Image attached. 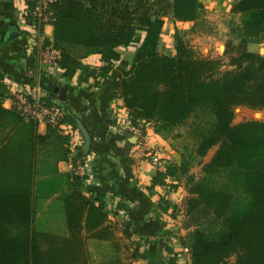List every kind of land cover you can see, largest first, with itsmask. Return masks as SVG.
<instances>
[{"label": "trees", "instance_id": "1", "mask_svg": "<svg viewBox=\"0 0 264 264\" xmlns=\"http://www.w3.org/2000/svg\"><path fill=\"white\" fill-rule=\"evenodd\" d=\"M234 4V11L244 17L242 41H229L225 50L235 66L231 70H221L217 60L194 56L182 41L174 56L159 52L166 18L196 20L204 9L203 0H64L55 5L53 44L62 51L60 63L68 77L80 63L64 45L79 44L100 53L106 66L99 74L106 76L121 59L119 48L134 44L143 33L130 69L119 81L120 95L135 122L157 120L174 126L199 109L215 116L214 128L198 150L205 155L220 143L210 167L226 169L229 182L216 187L191 177L186 212L195 222L214 218L222 227L214 235L202 229L191 233L190 264H264V121L233 123L236 106L264 108V55L247 46L248 38L256 37L264 27V0ZM67 117L71 120L72 116ZM36 126L37 121L0 103V264H89L82 243L73 236L41 232L35 226L40 195ZM48 126L57 132V127ZM64 141L68 143L66 137ZM185 173V162H174L166 175L157 173L155 182L167 185V177ZM68 178L73 190L74 183L79 186L84 177L71 172ZM77 199L90 204L88 212L98 226L105 217L104 207L72 191L64 196L69 228H78L73 223L77 211H82L74 204ZM124 230L125 237H130L129 230ZM106 232L115 255L100 264H127L118 255L123 245L113 226L105 228ZM129 245L125 241L127 252ZM139 250L137 246L129 258H137Z\"/></svg>", "mask_w": 264, "mask_h": 264}, {"label": "crops", "instance_id": "2", "mask_svg": "<svg viewBox=\"0 0 264 264\" xmlns=\"http://www.w3.org/2000/svg\"><path fill=\"white\" fill-rule=\"evenodd\" d=\"M206 1L218 10L235 2ZM21 8L20 0H0V79L3 81L0 103L10 108V90L15 87L32 95L38 94L47 103L64 106L67 115L72 116L71 120L68 117L65 120L64 130L57 129V132H52L46 123L37 122L36 180L40 183L35 214L37 230L73 236L82 243L81 250L89 258V264L107 262L115 255L113 240L108 232L104 233L111 225L115 237L123 245L118 253L123 262L127 261L124 247L127 241L124 229L127 228L131 233L130 243H133L128 254L135 252L137 246L140 248L138 257L129 259L127 264H189L187 247H183L177 237L181 232L178 216L176 218L172 211L182 205L181 185L178 183L177 188L170 189L156 183L157 173L148 158L150 147L159 145L169 149L171 145L148 122L145 135L136 141V137H129L122 129L130 111L120 95L119 81L130 69L144 34L139 33L134 44L119 48L121 59L106 76L99 74L106 66L101 54L79 44L64 45L80 63L75 74L68 77L60 63L62 73L56 74L58 77L48 76L40 63L37 40L31 26L23 19ZM168 24L166 18L159 43L161 49H164L165 30H168L166 40L169 43L175 38V22ZM40 38L42 44H53L54 25H44ZM59 86L67 89L65 99H61L56 91ZM13 126L11 124L9 129ZM62 136L68 143L63 142ZM77 156L89 161L92 174L80 179L79 186L73 182L72 190L68 175ZM167 156L180 162L176 154ZM53 167L66 179L58 190L46 194L43 184L54 177ZM72 191L81 192L94 206L104 207L105 217L98 226H95V216L88 212L90 204L77 199L74 204L82 211H77L73 223L78 224V228H69L64 196ZM163 197L169 202L163 201Z\"/></svg>", "mask_w": 264, "mask_h": 264}, {"label": "rangeland", "instance_id": "3", "mask_svg": "<svg viewBox=\"0 0 264 264\" xmlns=\"http://www.w3.org/2000/svg\"><path fill=\"white\" fill-rule=\"evenodd\" d=\"M203 1L204 9L201 11L196 21L191 22V24H188L190 22L177 20L173 15L167 17V22L169 23L168 26L172 21L176 24L174 29L175 38L172 43H169L168 40H166L168 39L166 38V31L168 30H165V40L163 42L164 49H161L160 47L159 52L174 56L177 54L178 42L182 41L184 45L193 52L194 56L217 60L220 62L219 67L221 70L234 69L235 66L231 65V59L225 54V50L229 41H232L235 44L242 41L244 15L234 11V3L237 0L222 10H218L212 3L209 4L208 1ZM50 44L51 43H45V47H51ZM247 46L250 51L264 55V53H261L260 51L261 48L264 47V27L259 31L256 37L248 38ZM168 47H170V50ZM257 112H259V114H257ZM251 119L264 121V108L252 109L244 105L235 107L233 123H239ZM142 123H144L143 135H145L146 122L142 121ZM148 123H151L150 125H153L155 130L161 133L171 145L169 149L159 145L150 147L148 149V158L151 165L153 166L152 160L150 159V152H152V150H159L162 156L165 155L164 158L168 160L169 166L173 165L175 160L174 157H168L167 155L172 156L173 154H176L180 162H185L186 173L184 175L179 174L181 176L178 178H173L174 176L167 177V185L164 186H167L170 189H175L173 187L178 185V183L181 185L182 193L184 195L182 205L178 210L177 206L174 207L172 211L175 212L176 218L178 216L177 222L179 228H181L180 235L177 237L182 246L187 247L186 251L188 256H190L191 261V233L196 229H202L209 235H214V233L220 231L222 227L221 221L214 218H204L201 222H195L186 212L187 199L190 195L188 180L191 177L197 180L204 179L216 187H221L229 182V175L226 169L210 167V163L217 153L220 143L213 145L205 155H201L198 150L202 139L214 128L216 118L206 109H199L182 123L174 126L164 125L157 122V120H151L148 121ZM136 140L137 139H135V141ZM173 150L174 152H170ZM51 171L54 172V177L48 178L43 184L44 192H46V194L54 193V191L58 190L66 179V176L57 174L56 167H53ZM155 172L160 173L156 170ZM164 175H166V173H164ZM162 199L163 201L169 202L165 197ZM130 240L131 238L127 237V243H130ZM132 246L133 243L131 241L129 247ZM129 256L130 255L127 252V263L130 259ZM231 260H234V257H232Z\"/></svg>", "mask_w": 264, "mask_h": 264}, {"label": "built area", "instance_id": "4", "mask_svg": "<svg viewBox=\"0 0 264 264\" xmlns=\"http://www.w3.org/2000/svg\"><path fill=\"white\" fill-rule=\"evenodd\" d=\"M22 4L21 15L23 19L31 26L33 36L37 40L39 49L40 63L43 70L48 76L58 77L56 74L62 73L60 62L62 59V51L54 44L51 47H45L41 41V30L44 25L53 24L55 21V5L64 0H20ZM44 48V49H43ZM60 78V77H59ZM3 81L0 79V85ZM11 89V88H10ZM9 89V90H10ZM12 101L10 108L19 111L26 119H33L38 123H46L58 129L64 130L65 118L67 117V109L55 103H47L42 96L32 95L28 92L13 88L10 90ZM1 97V95H0ZM122 129L129 135L134 136L137 140L143 137L144 123H136L130 112L124 118ZM152 164L157 172L166 173L168 171V160L162 156L159 150L150 152ZM71 172L82 177L92 174L89 161L85 157H75L72 163Z\"/></svg>", "mask_w": 264, "mask_h": 264}, {"label": "water", "instance_id": "5", "mask_svg": "<svg viewBox=\"0 0 264 264\" xmlns=\"http://www.w3.org/2000/svg\"><path fill=\"white\" fill-rule=\"evenodd\" d=\"M261 53H264V47L261 48ZM56 91H58L60 93V97L61 99H65V94H66V87H63V86H59L56 88ZM257 114H259V112H257ZM87 141H88V146H89V139L87 138Z\"/></svg>", "mask_w": 264, "mask_h": 264}]
</instances>
